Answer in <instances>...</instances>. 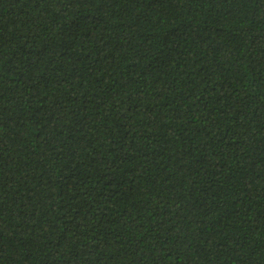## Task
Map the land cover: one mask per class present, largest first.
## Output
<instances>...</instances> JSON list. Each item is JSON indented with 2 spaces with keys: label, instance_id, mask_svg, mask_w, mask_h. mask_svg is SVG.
<instances>
[{
  "label": "trees",
  "instance_id": "1",
  "mask_svg": "<svg viewBox=\"0 0 264 264\" xmlns=\"http://www.w3.org/2000/svg\"><path fill=\"white\" fill-rule=\"evenodd\" d=\"M0 264H264V0H0Z\"/></svg>",
  "mask_w": 264,
  "mask_h": 264
}]
</instances>
